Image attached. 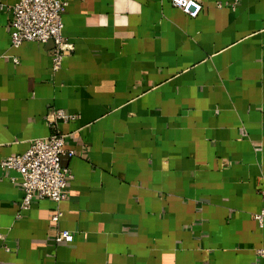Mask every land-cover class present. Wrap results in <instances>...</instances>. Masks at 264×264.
<instances>
[{"label":"crops","instance_id":"crops-1","mask_svg":"<svg viewBox=\"0 0 264 264\" xmlns=\"http://www.w3.org/2000/svg\"><path fill=\"white\" fill-rule=\"evenodd\" d=\"M66 2L56 72L53 44L11 47L0 11V163L50 111L77 116L57 125L64 201L21 210L0 167V264H264V0Z\"/></svg>","mask_w":264,"mask_h":264},{"label":"built area","instance_id":"built-area-1","mask_svg":"<svg viewBox=\"0 0 264 264\" xmlns=\"http://www.w3.org/2000/svg\"><path fill=\"white\" fill-rule=\"evenodd\" d=\"M174 8L190 17H196L202 10V0H170ZM67 5L66 0H18L11 6L0 3V11H9L12 15L10 26V45L17 48L24 42L45 44L51 42V68L53 72L60 69L62 60L72 52L63 35L62 13ZM77 119L76 115L57 109L50 111L46 122L51 134L45 138L35 139L28 150L20 155L7 157L0 163L6 172H15L19 176V186L23 192L20 204L21 210L30 207L34 200H50L60 203L66 199L67 182L70 177L67 168L62 164L64 157H71L70 151H65V137L57 130L58 123H69ZM12 183L16 178L11 177ZM262 208L254 215L261 225L264 220V186L261 191ZM61 212L56 210L50 221L57 222ZM1 239V237H0ZM73 236L65 230L55 236L56 243L69 244ZM259 257L264 256V250H258Z\"/></svg>","mask_w":264,"mask_h":264}]
</instances>
